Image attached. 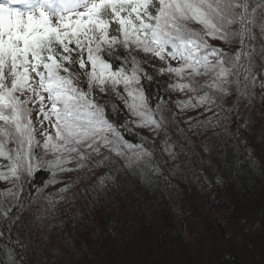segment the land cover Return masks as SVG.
<instances>
[{"label":"snow or ice","instance_id":"6c2138e0","mask_svg":"<svg viewBox=\"0 0 264 264\" xmlns=\"http://www.w3.org/2000/svg\"><path fill=\"white\" fill-rule=\"evenodd\" d=\"M141 54L161 62L159 75L178 79L166 91L182 98L158 95L153 105ZM257 88L264 0H0V264H79L72 246L47 236L61 202L68 211L77 199L91 210L119 206L123 177L164 175L152 160L157 151L176 158L172 130L187 140L180 123L197 136L235 123L233 135L244 140L240 128L250 122L240 109L251 107ZM112 94L135 117L130 123L147 130L140 142L125 137L129 122L109 119ZM38 172L50 178L25 200ZM79 185L82 194L71 191ZM25 204L35 246L13 239Z\"/></svg>","mask_w":264,"mask_h":264},{"label":"trees","instance_id":"16d2710c","mask_svg":"<svg viewBox=\"0 0 264 264\" xmlns=\"http://www.w3.org/2000/svg\"><path fill=\"white\" fill-rule=\"evenodd\" d=\"M143 86L153 105L158 95L167 97L160 82L144 80ZM257 89L261 96H254L244 112L240 109L245 121L253 112L252 124L240 128L244 140L233 135L235 123L206 135L184 133L187 140L172 131L182 160L179 174L158 159L157 151L152 163H159L164 175L145 170L123 177L119 206L91 210L77 199L68 211V204L61 202L50 218L51 242L72 246L74 256L69 258L79 264H264V90ZM107 114L117 125L128 122L113 105H108ZM124 135L138 143L146 134L129 125ZM184 177L189 182L182 183ZM49 178V173L38 172L31 188H24V199ZM59 186H49L44 195ZM83 186L71 191L82 194ZM7 203L15 201L8 198ZM27 208L25 204L20 210L13 239L18 234L25 244L35 246L37 238L28 236L34 217ZM3 211L0 207V228L7 223ZM77 211L84 213L83 219H72Z\"/></svg>","mask_w":264,"mask_h":264},{"label":"rangeland","instance_id":"374dc122","mask_svg":"<svg viewBox=\"0 0 264 264\" xmlns=\"http://www.w3.org/2000/svg\"><path fill=\"white\" fill-rule=\"evenodd\" d=\"M216 44H219V42H215ZM236 47V46H233V48ZM138 59L141 61V66L142 68L149 74L152 76V79L155 80L156 82H160L161 85H163L162 87L167 88V85L169 83H177L179 82L178 79L176 77H172L171 79H169L167 76H161L159 75L157 72H156V68L160 67L161 66V62L155 58H151V57H145L143 54H141L140 56H138ZM145 61H147L145 63ZM170 63L172 64V66H178L177 65V62L176 61H170ZM122 91V89H121ZM167 92V91H166ZM258 93H261V91H258V89L256 90V95H259L261 96L260 94ZM183 94L182 93H169L167 92V97L165 99H171V100H176L177 98H182ZM254 97H251V98H248L249 101L248 102H251L252 99ZM105 99H107L109 101L108 105H113V107H115L116 109H118L123 115H125L127 121L129 122V125L131 127V129L133 131H138V132H141V134H148L147 133V130H141V129H138L136 128L133 124H131L130 122L133 121L135 119V117H133L129 111L125 108V105H124V101L118 97L115 96V94H112L110 97H105ZM260 99V97H259ZM251 104V103H250ZM246 108H242L243 112ZM173 111L175 112L176 109L175 107H173ZM245 117H248L250 118V123L249 124H252V119H253V112L252 113H247ZM179 128L180 129H183L184 130V133H188V130H187V125L184 124V123H180L179 124ZM251 129V128H250ZM172 131H176L175 129H173ZM149 138H151V136L149 135ZM174 152H176L175 149H173ZM179 158V155L176 156V158L173 160L171 158L168 157V155L166 153H159L158 155V159H163V164L166 165L168 164L169 166H173L175 169H181L182 171V167H181V162L182 160L181 159H178ZM189 163H191V161H188ZM180 170H178V174L181 172ZM65 180L69 179V177H64ZM181 182L182 183H185V182H189V179L184 177V178H181ZM59 185V184H58ZM7 185H5L3 182H0V188H3V187H6ZM51 187V186H50ZM52 188V187H51Z\"/></svg>","mask_w":264,"mask_h":264}]
</instances>
